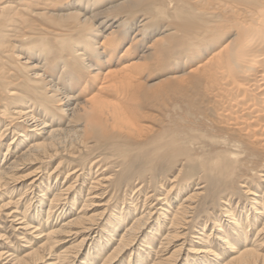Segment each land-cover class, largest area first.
<instances>
[{"label": "bare ground", "instance_id": "6f19581e", "mask_svg": "<svg viewBox=\"0 0 264 264\" xmlns=\"http://www.w3.org/2000/svg\"><path fill=\"white\" fill-rule=\"evenodd\" d=\"M151 107L162 111L155 121L150 120ZM9 130L14 138L4 153L0 148V207L14 205L17 214L11 215H21L24 231L34 229L43 239L7 264H39L46 258L44 249L50 251L61 235L84 232L79 243H85L96 229L85 211L95 202L96 191L131 178L156 183L157 175H166L181 162L168 189L157 197L148 192V206L139 212L136 208L131 223L127 220L132 211L125 208V213H112L99 226L106 234L93 255L106 254L103 263L113 261L129 244H138L136 234L143 231L146 249H135V264H149L151 252L182 237L179 229L191 222L196 203L215 204L223 190L247 183L244 176L258 173L260 162L264 166V0H0L1 136ZM64 138L70 139L73 157L87 154L79 159L83 165L100 154L88 169L80 164L70 169L61 160L37 185L50 199L44 218L49 228L41 234L39 225L30 223L28 211L21 209L24 196L15 199L18 190L6 187L20 164L59 157L67 145ZM110 157L118 158L120 172H109ZM101 162L104 169L92 178L81 201L83 188L78 190L73 182L85 183L91 167ZM252 162L256 167H250ZM185 168L202 179L190 193V183H182ZM35 169L36 175L44 171ZM130 169L134 172L125 175ZM64 170L67 182L57 188L52 179ZM36 182L27 186L33 188ZM41 197L42 209L46 203ZM151 198L174 209L154 212ZM260 198L252 228L264 216V196ZM63 199H72L64 215L75 216L51 226L49 219L54 209L63 208ZM78 203L81 210L73 212ZM227 205L224 211L232 219L235 237L214 222L215 236L225 244L221 264H264L262 243L260 248L246 244L249 235L240 214ZM204 227L199 228L200 240ZM255 231L263 235L264 225ZM182 248L183 244L171 256ZM206 250L211 251L205 244L191 247L193 255L182 264H209ZM56 255L48 264L68 258L65 252ZM150 264L166 263L160 258Z\"/></svg>", "mask_w": 264, "mask_h": 264}, {"label": "rangeland", "instance_id": "374dc122", "mask_svg": "<svg viewBox=\"0 0 264 264\" xmlns=\"http://www.w3.org/2000/svg\"><path fill=\"white\" fill-rule=\"evenodd\" d=\"M131 36H132V34H131ZM150 40H148L147 42H149ZM9 61L12 62L11 57H9ZM162 106H163V103L160 102L159 107L161 108ZM163 109H165V107ZM167 109H169V110L172 109V104L169 101H167ZM151 113H152L151 117H153V118L155 117L154 119L150 118L151 121L152 120L155 121L156 118H160L162 116V115H160L162 113V111H161V109L158 110V108H157V110L152 108L150 110V114ZM15 124H17V123H15ZM14 136H15V133H14ZM12 138H14V137H13V133H10V130L6 131L3 136H1V133H0V139L2 141L1 142L2 145L0 148L2 149V153H4L7 150L6 148L10 145ZM64 139H65V141H63ZM64 139H62V142L65 145L67 143V145L65 146V148H63L60 151L59 157H55V158H52L49 160H44V161H41V160H33L32 161L31 160L30 162L20 164L19 168L15 171L16 174H15V179L12 181L13 183L11 182L6 187V189H7L9 187L11 188V186H12V187L16 188V190H18L17 195L15 194L16 195L15 199L19 198L20 196L22 197V195L24 196L23 197V199H25V200H23L24 205H22L21 209L28 211V212L26 211L27 212L26 214H27V217L31 220L30 223L33 225H35V224L39 225L38 226L39 230L40 229L42 230L41 234H44L45 232H47L46 229L49 228V227L46 228L47 227V226H45L46 219H44V218H46V213H47L46 210H47V206L49 204L50 199H45L46 196H44V192H41L42 189L38 188L37 185H39L41 180L44 181L47 179V177H48L47 175L50 174L54 170V166H56L58 164V162L61 160L67 161L70 169L76 168V166H78L79 164H80V167H84V168L88 169V167H90L89 164H91L92 159L100 154L99 152H96L95 153L96 155H93L92 157L88 158L86 163L83 165V164H81L79 159L81 157L86 158L87 154L86 153L80 154V158L73 157L70 154V152L73 148H70L68 146V142L70 139L69 138H64ZM23 146H25V145H23ZM15 153H17V151ZM98 158L101 160V157H98ZM109 160H110V163H109V165L107 164L108 168H110L109 172H112V173L120 172L119 171L120 166H119L118 158L110 157ZM180 163L178 162L176 164L177 166L176 165L172 166L173 168H171L166 175H164V176L157 175L158 179H157L156 183H153V182L148 183L146 181H143L141 184V180H139V179L136 180L135 178H133V179L131 178L128 181L117 184L115 187H109V188L103 187V188L99 189L98 191H96L99 194H97L98 195L97 198H94L95 202L92 203L91 205H89L87 207V209L85 210L86 213L89 215V217L94 219V222H95L94 228H96L95 232H93V234L91 236H88L85 243H83V244L82 243L80 244L79 241L82 239L83 235L86 234L84 232L80 233L81 235L80 234H78V235H74V234L73 235H61L58 238L59 241L55 242L52 245L53 248L50 251L47 250L49 247H46V249H44L45 252H42V253H44V255H46V258L42 262H40L39 264L52 263L53 261H55L54 258L57 256L56 254L61 253V252H65L67 254L66 256H68L67 259H64L65 261L63 260V258L60 260L61 264H63V263L64 264H88V263L89 264H102L103 259L105 258L106 254L98 256L99 258L94 256V255H96V253H95L96 252V246L95 245H96L97 241H99L101 237H105V234H106V233H104V231L101 230L102 228L99 227L100 224L104 225V223L107 221V218L109 219V217L112 215V213H115L117 211H119V212L123 211L122 213H125L126 210L132 211V213H131L132 216L130 215V218H128V220H127L128 223H131L132 219L135 216V213L137 212L136 208L139 212L148 206V204H149L148 202L150 201L147 199V193L148 192L149 193L151 192L150 193L151 195L153 194V195H156V197H157L161 194L162 190L168 189L170 184H172L168 180H171L177 174L178 170L182 167V166H179ZM260 164H262V166H259V168L256 170L258 173H256L254 176H252L251 175L252 173L249 174V172H248V176H244V178L248 179L247 183L244 184V183L238 182L234 185V187L229 188V189L226 188L225 190H223L224 192L222 193V197L215 204L210 203L209 200H207V202L196 203L195 204L196 209L193 210V218L191 219V222L185 227V229H182V228L179 229L182 232V237H180V239H178L176 241H173V243L168 245V247L164 246V248H161V249L157 248V250H159V252L156 254H154V252H151L152 254L149 257L150 263L152 262L153 259L154 260L156 259L158 261L161 258V260H163V262L166 264H182L184 262V260L188 256H190V254H191L189 252V249H191V247L198 245V244H205L209 249H211V251L206 250L208 253L207 254L205 253V255H204L206 257V259L210 262L209 264L224 263L223 259L225 258V254L223 255V253H224V248H225L224 245L225 244H224V241H222L221 239H218L217 236H215L216 235L215 229H217L218 225H216V223L214 224V222L217 221L222 226V228L227 229L230 234L232 233L231 236L235 237L234 236L235 234L233 233V230H232L233 224H230V221H232V219L224 211V208H226L225 204H228L227 209H229L232 213H235L236 215L240 214L238 217L241 218V222H243L244 226L246 227L244 230L248 231V235H249L248 243H246V244L248 246L254 245V246L258 247V244L262 243L261 251L264 252V238H263L264 234L260 235V233H258V231H255V229L257 230L258 227H262L264 225V222H263L264 216L258 222L254 223L253 228H252V226H250V221L251 222L254 221L253 217H255V213H256L255 207H258V204L261 202L260 197H262V195L264 196V194H263L264 193V166H263L262 162H260ZM38 166H40L41 169H44V171H39L38 175H36V173L38 172L37 171L38 169L36 170L35 168H37ZM98 166H99L100 170H98ZM250 167H256V164L252 162ZM91 168H93V172H91V177L87 174L85 175L84 180L87 178L86 182L83 180L85 183H82L81 181L73 182L75 180L74 178L69 181V183L73 182L75 187H79L78 190L83 188V189H81V191L83 193V197H82L81 201H83V198H85V196H86V192H87L88 187L90 186V184L92 182L91 181L92 178L96 177L97 174L99 175L100 171H102L104 169V166H103V163L101 162V164H97L96 166H93ZM133 172H134V169H132V170L130 169L129 171L125 172V173H127L125 175L131 174ZM79 173H81V171ZM159 173H161V172H159ZM190 173L191 172L189 170H187V168H185L184 169V175L182 178L183 184L190 183L189 193L191 190H193L194 187L196 188V184L202 180L200 178V174L190 176L189 175ZM108 174H110V173H108ZM51 176H53V174H51ZM65 179H66V171L64 170V173L61 174L58 177V179H56V178L52 179L53 185L55 184V181H57L58 182L57 188L63 189L62 186L65 185L67 182V179L66 180ZM145 179H148V178H145ZM32 181H34V182L37 181V182L34 184L33 188H29L27 185H28V183H31ZM58 184H59V186H58ZM247 188L250 190H248ZM2 191H5V189H2ZM53 192H54V190H53ZM0 193H1V191H0ZM20 193H22V194H20ZM227 193H229V194H227ZM41 194L43 195L42 197H41ZM40 197L44 198L43 202L46 203V204H44V207L42 209L40 206L41 203L39 201ZM181 198H183V196ZM151 199H152L153 205H155V208L153 209L154 212H156L157 210H160V209H161L160 210L161 212H163V210L171 211L174 209L172 204H170L171 207H168V205L164 206L163 201H158L156 198H151ZM71 202H72V199H71V201L69 199L68 200L67 199L61 200L59 205L61 204L63 208L54 209V211L52 213L53 215L51 214L52 217L49 219L51 226L52 225H59L62 222L66 221L67 219L71 218L70 216H72V215H73L72 217L75 216L74 213L73 214L68 213L70 210H67L68 214L64 215V211H66V209L69 208V206H72L70 204ZM255 203H256V205H255ZM23 206H25L24 207L25 209L23 208ZM26 206H28V207H26ZM13 208H14V205L13 206L10 205V207H0V209H1L0 210V252H2V253L4 252L3 256L0 257V264H7L6 262H8L11 259V257L23 256L27 251H29V249L32 246L33 247L39 246L42 243L40 240L43 239V238L39 237L40 235H37L38 232L37 233L34 232V229H32L33 231L29 230L30 234L24 231V229H23L25 227V226H23L24 224L19 223V222H21V219H20L21 215L18 214L17 217H13V215H11V214H17V213L13 212V211H15V208L14 209ZM74 208H75V210H73V212L74 211L79 212L81 210L80 203L76 204ZM78 208H80V209H78ZM162 208H163V210H162ZM200 208H201V210H200ZM34 209L35 210L37 209V210L35 211ZM124 209H125V211H124ZM208 209L210 210V212ZM41 211L43 213H41ZM138 212H137V214H138ZM5 213H7V214H5ZM58 214H59V216H58ZM190 215H192V213H190ZM65 218H67V219L64 220ZM53 223H55V224H53ZM229 225H231V226H229ZM165 226H166V223H165ZM202 227H204V229H205V231H204L205 236H204V238H202L204 240L198 239V238H201V236H202L200 233H198L200 231L199 228H202ZM197 229H199V230H197ZM196 230H197V232H196ZM163 231H165V230H163ZM142 232L139 231L136 234V236H139V238H140V239L138 238L139 240L137 239L138 241L136 240L137 241L136 243H138V244L135 245V242L129 244L124 249V251L120 252L119 255H117L113 261L108 262V264H135L137 253H138L135 251V249H138V248L146 249L145 247H143V246H145L144 245L145 243L143 242L144 239L141 237ZM32 235L34 237H32ZM258 241H259V243H257ZM159 242H160V237L157 239V242H156L157 243L156 245L158 247H159ZM181 244H183V248L180 251H178L177 254H179V255H176L175 257L171 256L172 252ZM111 248H112V246H110L108 251ZM258 248H260V245ZM93 249L95 251H93ZM155 249H156V247H155ZM48 252H52L53 254L52 253L49 254ZM13 253H15V254L12 255ZM21 253H23V254H21ZM201 254H203V253H201ZM216 254L219 255V257H218L219 259L217 258V260H216V256H217ZM155 255H157V256H155ZM191 255H193V254H191ZM159 256H161V257H159ZM11 262L12 261H10V263ZM103 264H107V263L105 262Z\"/></svg>", "mask_w": 264, "mask_h": 264}]
</instances>
